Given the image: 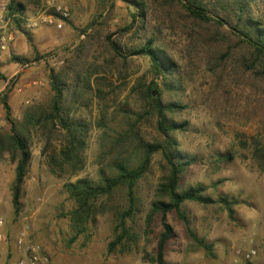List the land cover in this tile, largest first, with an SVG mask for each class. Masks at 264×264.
Returning <instances> with one entry per match:
<instances>
[{"label":"rangeland","instance_id":"374dc122","mask_svg":"<svg viewBox=\"0 0 264 264\" xmlns=\"http://www.w3.org/2000/svg\"><path fill=\"white\" fill-rule=\"evenodd\" d=\"M16 1L26 5L20 26L5 20L11 0H0V95L9 90L17 124L30 122L32 158L22 209L16 214L13 187L19 155L5 149L0 156V264H18L22 234L42 246L48 264H157L162 224L156 220L147 229L146 217L161 177L160 154L138 182L141 205L127 220L136 238L113 252L109 246L117 236L119 215L128 207L127 190L121 187L101 197L87 230L77 235L70 219L75 203L66 189L81 179L97 184L114 177L119 162L135 166L140 145L159 139L156 116L143 90L152 81L164 102L179 106L170 118L186 126L175 134L179 154L194 160L183 186L203 184L215 199L228 196L240 202L233 219L219 205H185L191 230L214 246L213 255L199 249L180 219L169 215L174 236L165 260L264 264V171L254 158L255 149L264 148V77L243 38L230 33L227 24L193 20L174 0ZM251 1L264 20V0ZM233 4L213 0L209 15L217 20L227 16L235 25ZM58 7L67 8L68 17ZM31 22L37 27L31 28ZM150 39L163 48L179 74L167 86L155 79L149 58L136 53ZM53 75L63 82L66 114L88 128L75 167L60 157L66 130L58 121L51 126L43 121L54 97ZM10 128L0 102V140L8 142ZM220 154H231L233 160L217 167ZM251 247L257 254L250 261L236 253Z\"/></svg>","mask_w":264,"mask_h":264},{"label":"trees","instance_id":"16d2710c","mask_svg":"<svg viewBox=\"0 0 264 264\" xmlns=\"http://www.w3.org/2000/svg\"><path fill=\"white\" fill-rule=\"evenodd\" d=\"M174 1H177L188 16L197 22L202 24L214 23L220 27L227 24L232 31L230 33L234 32L236 35L242 37V40L253 49L255 61L260 63L262 68L261 73L264 77V20L257 17L254 8H252L251 0H234V8L232 9L237 17L235 25L232 24L230 18L227 16L221 20H217L209 15L213 0ZM25 10V4L11 0L4 13L5 20H10L17 26H20ZM140 16L143 22L145 17L144 9L141 11ZM136 53L149 58L155 79H163V83L166 86L168 80L176 81L179 74L175 70L174 63L164 53L163 48L156 44L154 39H150ZM51 85L54 97L50 113L47 117H44L43 121L50 126L58 121L63 129L66 130L67 144L60 151V157H62V163L71 164L75 167L79 161L78 153L84 147L88 128L82 121L74 122L66 114L63 82L53 75ZM143 90L150 108L156 116V130L159 139L153 143H142L140 145V158L135 166H130L124 162L117 163V173L114 177L102 178L97 184L88 179H81L75 183L67 184V192L75 203V208L70 213L73 227L77 231V235L84 233L96 215L95 203L101 197L110 196L115 190L123 187L127 190L128 207L119 215V222L115 228L117 236L111 242L109 250L113 252L117 246L123 244L125 241L135 239L136 236L131 233V230L127 226V220L134 218L141 205L137 197V185L149 172L155 155L160 154L162 159L160 163L161 177L146 217L147 229H151L152 224L156 220H160L162 224V232L159 234L157 241L155 263L171 264L165 260L166 247L174 236V229L168 223L169 215H176L180 219L188 238L195 242L199 249L204 250L207 255H213L214 246L208 244L205 239L199 238L191 230L185 205L188 203L203 207L219 205L233 219L236 207L240 202L228 196H219L215 199L208 194V188L203 184L191 185L186 188L183 186V180L188 174L194 160L187 159L185 156L179 154L175 134L186 131V126L185 124H177L170 118V115L175 113L179 106L164 102L162 91L158 88V84L155 81L145 84ZM8 92L9 90L0 95V102L4 107L6 119L11 127L8 142L0 140V156L5 149L19 155L13 187V206L15 213L19 214L22 209L23 185L32 158L29 143L30 122L25 121L23 124L15 122L8 103ZM254 158L260 169L264 171V148L257 147L254 152ZM215 159L217 167H220L222 164L230 163L233 160V156L231 154H220Z\"/></svg>","mask_w":264,"mask_h":264},{"label":"built area","instance_id":"2783aa9c","mask_svg":"<svg viewBox=\"0 0 264 264\" xmlns=\"http://www.w3.org/2000/svg\"><path fill=\"white\" fill-rule=\"evenodd\" d=\"M57 12L61 13L64 17H68L69 15L67 8L58 7ZM49 23H53L52 18H49ZM29 26L31 28H35L37 27V24L35 22H31ZM58 27L61 28L62 24H59ZM2 225L3 221L0 220V241L2 239ZM250 243H252V240ZM17 248L21 254L18 264H48V259L43 254L42 246L37 242L28 240L26 234H22V236L17 241ZM236 253L238 256H242L246 261H250L257 254V250L254 247H251L246 252L238 250Z\"/></svg>","mask_w":264,"mask_h":264}]
</instances>
